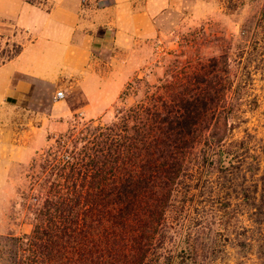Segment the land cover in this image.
<instances>
[{"label":"trees","instance_id":"trees-1","mask_svg":"<svg viewBox=\"0 0 264 264\" xmlns=\"http://www.w3.org/2000/svg\"><path fill=\"white\" fill-rule=\"evenodd\" d=\"M207 60L59 137L57 179L37 185L33 228L0 244V264H160L171 226L208 222L239 259L264 264V140L235 137L242 85L228 58Z\"/></svg>","mask_w":264,"mask_h":264},{"label":"rangeland","instance_id":"rangeland-1","mask_svg":"<svg viewBox=\"0 0 264 264\" xmlns=\"http://www.w3.org/2000/svg\"><path fill=\"white\" fill-rule=\"evenodd\" d=\"M19 1L40 9L38 24L49 11L46 0ZM223 2L131 0V11L147 18L149 33L125 30L116 43L111 40L115 30L105 25L108 44L93 54L107 65L104 70L86 71L80 85L35 81L22 104L5 106L0 114V244L31 232L37 185L57 179L59 137L89 121L109 122L118 109L144 100L179 74H192L211 57L228 58L231 77L242 85L237 103L245 123L235 129V137L247 129L264 140V0H238L232 12L224 10ZM19 43L20 18L0 16V62ZM58 91L62 99L56 98ZM218 230L212 222L185 232L171 226L160 264H258L252 255L239 259L227 234Z\"/></svg>","mask_w":264,"mask_h":264},{"label":"crops","instance_id":"crops-1","mask_svg":"<svg viewBox=\"0 0 264 264\" xmlns=\"http://www.w3.org/2000/svg\"><path fill=\"white\" fill-rule=\"evenodd\" d=\"M46 1L49 11L38 24L39 8L24 1L0 0V16L20 18L23 27L20 53L0 62V114L6 105L22 104L35 81L54 84L61 79L80 85L86 81L81 76L86 71L104 70L107 65L93 54L108 44L105 25L115 30L111 40L116 43L123 40L125 30L150 32L147 18L131 11V0ZM139 18L142 24L131 28L129 24ZM15 76L20 77L17 83H13Z\"/></svg>","mask_w":264,"mask_h":264},{"label":"built area","instance_id":"built-area-1","mask_svg":"<svg viewBox=\"0 0 264 264\" xmlns=\"http://www.w3.org/2000/svg\"><path fill=\"white\" fill-rule=\"evenodd\" d=\"M82 1L85 2L86 0H82ZM63 96H64V94H63L62 91H58V92L56 93V98H57V99H62Z\"/></svg>","mask_w":264,"mask_h":264}]
</instances>
